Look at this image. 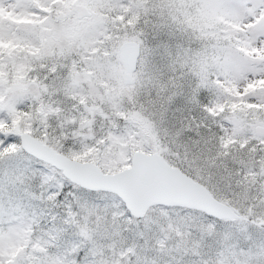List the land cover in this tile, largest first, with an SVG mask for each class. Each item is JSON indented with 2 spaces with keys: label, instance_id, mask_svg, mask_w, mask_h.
<instances>
[{
  "label": "rangeland",
  "instance_id": "obj_1",
  "mask_svg": "<svg viewBox=\"0 0 264 264\" xmlns=\"http://www.w3.org/2000/svg\"><path fill=\"white\" fill-rule=\"evenodd\" d=\"M129 3L137 9L136 20L121 27L109 15L108 0H0V47L16 46L17 39L38 44L28 57L31 65L16 63L23 75L11 68L0 73V113L11 119L9 124L0 116V131L32 133L47 121V132L55 139L60 131L58 119L71 123L74 118L77 147L94 145V137H104L98 143L108 142L107 153L126 159V148L143 143L135 150L150 153L160 145L163 151L159 154L170 164L206 185L216 198L235 205L243 218L219 219L186 206L156 204L129 222L122 209L112 206L109 196L99 193L91 199L109 206L101 209L102 214L107 213L101 227L96 228L95 216L85 220L82 214L73 219L60 212L53 225L69 229L59 235L49 221L53 214L46 216L44 223L40 221L43 204L33 193L41 188L28 182L0 185V232L9 226L19 231V248L27 242L31 247L36 243L41 246L40 229L48 223L44 231L50 242L68 237L72 246L89 244L91 256L101 254L96 264H196L193 254L201 257V264H250L264 254V204L256 198V184L259 182L258 190L264 188V160L251 150L235 170L245 169L250 179L235 182L234 173L215 164L202 142L205 137L195 133L191 138L188 132L177 136L178 129H189L190 122L183 119L184 105L164 119L159 115L153 118L154 112L163 110L153 107L149 93L162 95L156 86L166 81L173 95L189 100L196 87H208L213 96L231 82L238 95L253 89L247 94L249 104L264 101L259 88L264 80V6L261 0ZM33 5L39 10L32 9ZM227 24L233 29L224 32ZM125 40L140 44L137 66L128 84L124 83L125 69L119 58V46ZM228 73L233 80L223 83L221 76ZM29 97L35 104L27 111ZM217 97L208 101L207 109H221ZM35 115L41 118L35 120ZM117 117L122 118L119 128L115 127ZM224 119L227 136L264 137V119L247 121L237 113ZM98 153L103 154L95 145L87 147L80 160L95 158ZM186 215L195 217L190 225L182 219ZM34 222L38 228L31 236ZM39 250L43 251L42 247ZM44 260L41 252L36 263ZM61 262L71 264L64 258Z\"/></svg>",
  "mask_w": 264,
  "mask_h": 264
},
{
  "label": "snow or ice",
  "instance_id": "obj_2",
  "mask_svg": "<svg viewBox=\"0 0 264 264\" xmlns=\"http://www.w3.org/2000/svg\"><path fill=\"white\" fill-rule=\"evenodd\" d=\"M261 4L264 6V0H261ZM156 87L157 92L159 93L162 90L163 94L153 95L150 92L149 95L152 96L153 107L163 111L154 112L152 114L153 118L159 115L161 119H164L170 112L180 110L182 105L186 103L183 95H173L166 81H160ZM141 108L143 109V105H141ZM0 116H5L8 123H11L10 117H6L4 113H0ZM120 119L122 118L117 117L115 120V127L117 128L120 127ZM49 126L50 124L45 121L38 130H34L33 135L36 139L43 140L52 148H55L69 163L74 159L79 161L80 155L87 150V147L95 145L101 150L103 154L98 153L95 158L88 156L86 158L87 162L80 165L87 174L106 182L117 180L125 184L145 186L156 191L164 190V181L167 178L165 169L157 161L146 159L135 151L136 148L143 147V143L136 145L135 148H126L123 152V156L126 157L124 159L107 153L108 142L98 143L104 137H94V145L77 147L74 144L75 136L73 134L78 125L74 118L71 123H66V119H58L57 127L60 131L55 139L47 132ZM190 131V128L184 131L178 129L177 136L186 135ZM155 150L157 153L163 151L160 145H155ZM124 165L128 166L127 170L122 175L113 177V173H119ZM28 182L41 188L39 193H33V195H38L42 203H46L56 210L52 219H55L60 212L63 213L65 218L71 217L73 219L81 217L82 214L85 220L95 216V226L99 229L102 220L107 219L106 211L102 214L101 209L109 207L91 199L94 194L99 193L109 196L113 202L112 206L122 209L129 222L135 217L129 203L115 191L104 187L91 186L89 182L84 181L70 169L61 167L44 156L30 151L25 145V139L22 135L0 131V185H17ZM45 186H47L46 189ZM182 219L184 223L190 225L195 217L186 215ZM214 228L215 225L213 224ZM81 239H84V237H81ZM100 255L98 253L96 256H91L90 245L85 244L84 247H77L75 253L72 254V258L76 261V264H96L97 257ZM0 264H13V261L9 257L0 254ZM250 264H264V254H261L255 261H250Z\"/></svg>",
  "mask_w": 264,
  "mask_h": 264
},
{
  "label": "trees",
  "instance_id": "obj_3",
  "mask_svg": "<svg viewBox=\"0 0 264 264\" xmlns=\"http://www.w3.org/2000/svg\"><path fill=\"white\" fill-rule=\"evenodd\" d=\"M107 6L109 7V15L115 18L121 27L135 23L136 16H134V14L137 9H134V7L129 3V0H108ZM232 29L233 26L228 24L227 26L223 27L224 32L231 31ZM101 33L105 34L103 32ZM232 36L235 41H239L240 38H238L237 33H233ZM17 40L18 41L16 42L14 41L16 46H12L13 44H5V47H0V57L4 56V58L0 59L1 74L4 71L9 72L11 68L12 70L17 69L19 71L18 72L16 70L17 75H23L22 71H20V66L16 65V63H21V61H23L26 65H31V63H29L28 57L32 54L31 49L34 50L38 44L33 43V41L23 42L24 40ZM13 58L16 61L12 62ZM30 71L32 70L30 69ZM221 77L223 83L228 82L227 79L233 80L231 79V75L229 73L227 75H222ZM224 85L221 86L223 88L222 92H219L218 94L215 92L212 94L213 96L210 95L209 89L206 86L194 88L189 100H186V96L184 97L186 103L183 104L185 108L183 109L182 114L184 116V121L190 122L189 128L191 131L188 132V135L191 138H194L195 133H197V135L205 137L203 138L202 142L205 141V144H203L206 145V150L208 149V151H210V153L213 155L215 164L219 165V167L227 168L231 173H234L236 177L235 182L242 184L246 181H249L250 176L245 173V169L235 171L236 166L239 165V162H242L241 159L244 156H248L250 154L251 150L257 154L259 153V158L264 160V137L254 136L252 138H246L245 134L240 133L227 136V130L224 127V117L230 113H237L247 121L264 119V101L258 104H249L247 102V94L253 91L252 88L244 91L243 94L238 95L235 93L234 83L230 82L227 88H225ZM259 88L260 91L264 93V80L261 82ZM215 96H218L216 99L218 100L217 102H219L218 104L221 105V109L219 111L207 109L208 101L215 98ZM25 103L27 104L25 106V110L28 111L30 110L29 107H32V105L35 104V101L33 99L31 100L29 97L26 99ZM38 117L40 116L35 115V120H38ZM97 119L94 121V123L97 121ZM94 123L93 125H95ZM34 130L38 129L35 128ZM34 130L32 131V134ZM191 133L193 134L191 135ZM260 178L262 179V177ZM256 186V198L260 199L261 203L264 204V199L262 200V197L264 196V188L262 187L260 190H258L259 182L256 184ZM42 204L43 205L39 210L40 213H38V215H40L39 217L41 218L40 221H43L46 216L50 215L51 217V215L56 211L55 209L51 208L50 205L46 203ZM57 218L59 217L56 215L55 219H49L50 223L53 225L55 223L53 220H56ZM36 225L37 222H34L31 236H33V233L36 232L38 228H36ZM54 227L55 228H53V231L59 235L69 229L65 228V226L61 224L55 225ZM45 228H49L48 223H45L44 229ZM44 229H40L41 234H43L40 237L42 238L41 246L36 243L34 247H31L32 243L27 242L25 246L19 248L16 246V244L20 245L22 241L20 232L15 231V229L11 228L10 226L5 227L3 233L0 232V253L2 254L4 252V254L13 261V264H37L36 260L41 256V252H43L45 260L40 264H63L61 262L63 258L70 260L71 264H76V261L72 258V254H74L77 249V247H75V243L73 244V247L68 241V237V240L56 239V242H50V240H48V233L45 232ZM40 247L43 249L41 252L39 250ZM193 255L196 264H201V257L195 254Z\"/></svg>",
  "mask_w": 264,
  "mask_h": 264
},
{
  "label": "water",
  "instance_id": "obj_4",
  "mask_svg": "<svg viewBox=\"0 0 264 264\" xmlns=\"http://www.w3.org/2000/svg\"><path fill=\"white\" fill-rule=\"evenodd\" d=\"M84 12L87 11L84 10ZM139 54L140 44L134 40H125L119 46V58L125 69L124 83L126 84L132 82L131 72L137 66ZM236 119L237 117L235 116L232 118L234 122ZM20 135L24 137L25 145L30 151L44 156L61 167L70 169L84 181L89 182L91 186L104 187L115 191L129 203V207L135 213V217H142L152 205L163 204L181 205L198 209L219 219L235 220L243 218V215L235 205L216 198L206 185L192 178L178 166L170 164L157 152L149 153L143 150H135L144 158L157 161L165 169L167 178L164 181L163 191L152 190L141 185L125 184L117 180L102 181L87 174L84 168L80 167V165L87 162L86 160L77 161L74 159L69 163L55 148H52L42 140L36 139L30 131H23ZM127 167H124L119 173H113V177L122 175L127 170Z\"/></svg>",
  "mask_w": 264,
  "mask_h": 264
},
{
  "label": "flooded vegetation",
  "instance_id": "obj_5",
  "mask_svg": "<svg viewBox=\"0 0 264 264\" xmlns=\"http://www.w3.org/2000/svg\"><path fill=\"white\" fill-rule=\"evenodd\" d=\"M31 8L32 9H35V10H39V7H37L36 5L31 6ZM32 17L35 19V16L34 15ZM34 19H33V21H34ZM38 19H39V17H38Z\"/></svg>",
  "mask_w": 264,
  "mask_h": 264
}]
</instances>
